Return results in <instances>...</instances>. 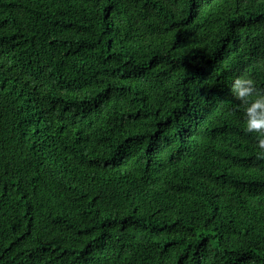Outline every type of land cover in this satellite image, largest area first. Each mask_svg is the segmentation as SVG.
Masks as SVG:
<instances>
[{
    "label": "trees",
    "instance_id": "obj_1",
    "mask_svg": "<svg viewBox=\"0 0 264 264\" xmlns=\"http://www.w3.org/2000/svg\"><path fill=\"white\" fill-rule=\"evenodd\" d=\"M264 0H0V264H264Z\"/></svg>",
    "mask_w": 264,
    "mask_h": 264
},
{
    "label": "clouds",
    "instance_id": "obj_2",
    "mask_svg": "<svg viewBox=\"0 0 264 264\" xmlns=\"http://www.w3.org/2000/svg\"><path fill=\"white\" fill-rule=\"evenodd\" d=\"M231 92L244 105V123L248 133H256L259 154L264 155V94L257 91L255 82L244 76L235 77Z\"/></svg>",
    "mask_w": 264,
    "mask_h": 264
}]
</instances>
